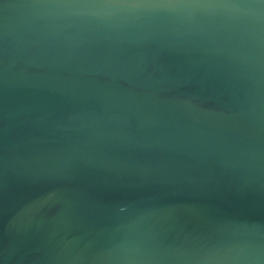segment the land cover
<instances>
[{
  "label": "water",
  "instance_id": "1",
  "mask_svg": "<svg viewBox=\"0 0 264 264\" xmlns=\"http://www.w3.org/2000/svg\"><path fill=\"white\" fill-rule=\"evenodd\" d=\"M36 3L0 0V264H264V23L74 36Z\"/></svg>",
  "mask_w": 264,
  "mask_h": 264
},
{
  "label": "clouds",
  "instance_id": "2",
  "mask_svg": "<svg viewBox=\"0 0 264 264\" xmlns=\"http://www.w3.org/2000/svg\"><path fill=\"white\" fill-rule=\"evenodd\" d=\"M32 14L49 29H71L74 36L135 31L157 19L185 31L254 36L264 23V9L255 0H37Z\"/></svg>",
  "mask_w": 264,
  "mask_h": 264
}]
</instances>
